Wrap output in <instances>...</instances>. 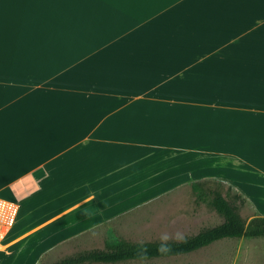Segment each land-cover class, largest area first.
I'll use <instances>...</instances> for the list:
<instances>
[{
  "label": "crops",
  "instance_id": "crops-1",
  "mask_svg": "<svg viewBox=\"0 0 264 264\" xmlns=\"http://www.w3.org/2000/svg\"><path fill=\"white\" fill-rule=\"evenodd\" d=\"M193 184L264 218V0H0V264Z\"/></svg>",
  "mask_w": 264,
  "mask_h": 264
},
{
  "label": "rangeland",
  "instance_id": "rangeland-1",
  "mask_svg": "<svg viewBox=\"0 0 264 264\" xmlns=\"http://www.w3.org/2000/svg\"><path fill=\"white\" fill-rule=\"evenodd\" d=\"M181 195L183 200L180 202L141 204L124 212L112 219L107 228H100L97 235L79 236L56 249L41 252L35 264H53L80 251L103 248L106 241L119 238L130 242L180 239L196 233L202 227L213 226L221 221L211 207L197 204L192 192L187 190ZM252 212L253 208L248 204L239 211L245 220ZM11 244L6 241L5 245L0 246V251L7 250ZM235 247V240L223 239L198 251L177 257L115 264H240V257L236 261Z\"/></svg>",
  "mask_w": 264,
  "mask_h": 264
},
{
  "label": "trees",
  "instance_id": "trees-1",
  "mask_svg": "<svg viewBox=\"0 0 264 264\" xmlns=\"http://www.w3.org/2000/svg\"><path fill=\"white\" fill-rule=\"evenodd\" d=\"M197 204H205L221 218L213 226L180 239L130 242L122 238L106 241L103 248L80 251L53 264H115L126 261L177 257L203 249L223 239L264 237V218L254 217L248 223L239 211L246 200L239 194L229 196L216 190L206 191L199 184L191 187Z\"/></svg>",
  "mask_w": 264,
  "mask_h": 264
},
{
  "label": "built area",
  "instance_id": "built-area-1",
  "mask_svg": "<svg viewBox=\"0 0 264 264\" xmlns=\"http://www.w3.org/2000/svg\"><path fill=\"white\" fill-rule=\"evenodd\" d=\"M2 214H3V213H2V210H1V208H0V246H1V244H2V241H3L4 236H5V234H6V231H7V223L4 222L5 219H2V218H1V217H3Z\"/></svg>",
  "mask_w": 264,
  "mask_h": 264
}]
</instances>
